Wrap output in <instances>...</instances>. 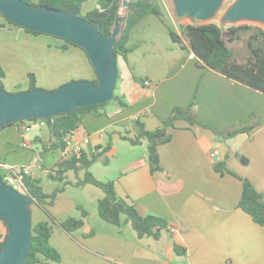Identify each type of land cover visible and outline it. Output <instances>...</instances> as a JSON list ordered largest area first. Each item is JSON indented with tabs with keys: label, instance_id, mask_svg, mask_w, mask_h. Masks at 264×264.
<instances>
[{
	"label": "crops",
	"instance_id": "obj_1",
	"mask_svg": "<svg viewBox=\"0 0 264 264\" xmlns=\"http://www.w3.org/2000/svg\"><path fill=\"white\" fill-rule=\"evenodd\" d=\"M149 15L140 21H146ZM2 19L0 62L3 68L5 53L10 63L27 66L26 50H31L34 44L40 46V57L45 63L54 54L79 60L62 62L56 58L55 63L45 68L44 81L35 73L38 83H42L37 86L55 90L72 80L97 77L81 48L65 46V43L62 45L65 49L52 47L47 45L49 38L31 34ZM145 23L151 24V20ZM131 35L132 32L129 42ZM182 41L187 45L184 38ZM137 46L140 47H131L127 59L120 56L127 65L122 75L118 69L115 85V93L127 105L122 107L114 100L113 104L106 105L103 114H86L75 139L81 142L82 151L89 158L107 146L106 152L118 155L120 141L138 147L124 148L127 161L121 176L113 180L117 193L133 203L141 214L166 218L168 229L159 238H140L126 218L120 225H114L100 216L102 223L96 221L94 226L88 205L98 206L104 191L87 186L89 183L76 185L77 181L67 180L66 184L83 187L76 203L58 207L54 212L48 208L52 203H47L45 208L35 203L45 213L36 212V216L33 213L32 219L52 225L50 242L61 254L59 262L40 264H264V226L238 207L242 181L232 173L221 174L215 168L216 163L225 161L228 169L252 181L264 202V93L200 65L197 58H189V52L139 71L128 61ZM167 50L175 51V48ZM145 80L150 84L145 85ZM193 102L199 123L190 125L185 120H176L175 126L168 128L171 140L158 146L159 168L152 169L154 162L148 142L133 144L124 137H135L141 124L146 130H156L175 107L186 108ZM249 126L254 127L229 135L235 129ZM39 127L26 131L24 124L19 123L1 128L0 162L28 166L38 179V169L49 170L47 165L54 166V170L58 167L59 172L50 176L63 181L74 170L69 169L61 150L44 153L38 148V144L42 146L51 138L49 130L43 134V126ZM36 128L40 130L34 132ZM214 149H219L220 161L210 157ZM242 155L248 159L247 163L240 160ZM75 204L81 211L79 217L65 215ZM62 214L65 217H60ZM68 217L82 219V227L72 232L65 230L60 222ZM6 234L7 226L0 220V242ZM175 243L185 247L186 253H177ZM71 249L84 251L83 257L70 258L67 252Z\"/></svg>",
	"mask_w": 264,
	"mask_h": 264
},
{
	"label": "trees",
	"instance_id": "obj_2",
	"mask_svg": "<svg viewBox=\"0 0 264 264\" xmlns=\"http://www.w3.org/2000/svg\"><path fill=\"white\" fill-rule=\"evenodd\" d=\"M86 1L88 0H39L38 2H35V0H29L32 4L48 5L66 12H71L75 8H78L81 16L88 19L95 25L101 24V33L109 37L112 33L122 0H96V6L82 15L80 13L81 5ZM149 14H154L161 18V10L153 0H130V6L126 12V20L124 22L122 32L113 48L117 59L120 56L127 59V55L131 51V47L128 46L131 29L139 20ZM0 16L7 23L23 28L31 34H44L10 22L1 12ZM0 25L4 26L3 23H0ZM180 27L181 35L175 30L169 28V34L172 40L179 44L183 49L188 50L189 53L194 52L200 65L214 69L228 78L264 93L263 27L254 24H240L222 28L216 22L207 24L180 23ZM244 33L248 34L245 39L247 56L244 61L240 62L235 58V52L230 43L235 40H241ZM182 36L187 41V45L183 44ZM55 38L62 39L59 37ZM64 41L65 46L72 45L79 47L87 55L84 48L67 40ZM65 46L63 48H65ZM5 76V69L0 62V86L4 89L3 79ZM28 80V89L31 86H37L35 73L29 72ZM92 81L97 84L98 77ZM111 100L119 101L122 107L127 105L122 98L115 93V89ZM110 101L106 103L76 107L71 112H63L48 119L43 118L18 121L10 125L22 123L26 126L30 123H36L39 120H45L46 127L50 132L51 138L47 143H43V152L49 153L56 150L63 151L66 146V136L75 132L83 124V117L88 113H92L94 115L103 114L104 108ZM176 120H185L190 125L199 123L196 117L195 103L193 102L186 108L175 107L170 116L166 120H163L162 125H160L156 130H146L143 124H141L140 131L135 137L125 136L124 138L128 139L133 144H141L144 140H146L148 142V151L152 157L153 154L158 151V146L160 144L171 140V134L168 131V128L171 126L174 127ZM253 127L254 126L238 128L230 132L229 135L233 136L239 132L250 131ZM108 148L109 146L104 148L101 152H95L91 158L87 157L83 151L80 155H73L66 158L69 163V169H73L76 172L81 169L85 170L84 178L77 181L75 184L85 185L89 183L101 188L104 191V197L98 202V213L99 216L107 223L120 225L122 223V216L125 215L126 220L131 223L138 237L153 236L155 238H159L162 231L168 229L169 222L166 218L155 214H141L133 203L118 195L116 185L113 180H99L90 171L92 164L99 159H102L103 154L108 150ZM102 160L104 163H108V159L106 157ZM158 168L159 164L158 160H156V162L152 163V169ZM215 168L221 174H224L225 172L232 173L240 178L242 181V193L238 207L251 215L256 223L264 226V202L261 200V194L256 190L252 181L246 177H240L228 169L225 165V161L216 163ZM25 183L27 187L26 194L32 196L35 200L34 203L43 208H45L47 203H52L54 201L58 192L63 191V187L58 186L53 193L45 192L40 180L34 176H27ZM0 220L4 221L1 216ZM60 225L68 232H72L82 227L83 220L80 218L68 217L61 221ZM52 232V225L48 221H42L36 225L32 224L31 247L23 264H40L45 261L59 262L61 260L60 252L50 242ZM4 239L0 242V250L2 249ZM174 250L177 253H186V248L177 243L174 245Z\"/></svg>",
	"mask_w": 264,
	"mask_h": 264
},
{
	"label": "water",
	"instance_id": "obj_3",
	"mask_svg": "<svg viewBox=\"0 0 264 264\" xmlns=\"http://www.w3.org/2000/svg\"><path fill=\"white\" fill-rule=\"evenodd\" d=\"M173 17L178 23H218L231 25L254 24L264 28V0H169ZM129 8L130 0H122ZM0 12L19 26L62 38L85 49L96 71L98 83L79 79L58 89L46 90L31 86L28 90L8 92L0 86V129L14 122L48 119L76 107L106 103L114 95L118 76L114 44L122 32L126 16L117 13L109 37L79 14L78 8L66 12L48 5H36L29 0H0ZM233 154V150H230ZM157 152L152 156L156 162ZM241 161L248 159L241 156ZM34 198L6 184L0 171V216L7 228L0 264H23L31 247Z\"/></svg>",
	"mask_w": 264,
	"mask_h": 264
},
{
	"label": "rangeland",
	"instance_id": "obj_4",
	"mask_svg": "<svg viewBox=\"0 0 264 264\" xmlns=\"http://www.w3.org/2000/svg\"><path fill=\"white\" fill-rule=\"evenodd\" d=\"M39 0H35V2H38ZM156 5H158L159 9L161 10V18L156 17V15H149L146 18V21H138L136 23L135 29H131L132 35H131V41L129 42L128 46L132 47L134 45H140V47L134 48V50L131 52L130 64L137 67L139 71H145L148 70L151 66H153L156 63H162L167 60H169L172 57L178 56V54L181 56V54H187L188 50L182 49L180 45L175 44V42L172 40L170 34H169V28L175 30L176 32H179L181 35V27L180 23H178L174 19L172 6L169 0H153ZM97 4L96 0H88L84 2L81 5L80 13L84 15L88 10L93 9ZM119 12L121 15L126 16L127 8H124L121 4ZM0 19L2 17L0 16ZM4 20V19H2ZM148 20H151V24H146ZM125 22V21H124ZM124 22L122 25H124ZM248 34L244 33L243 38L241 40H235L234 42H231L230 45L234 49L235 52V58L242 62L245 60V57L247 56V47L245 44V39ZM42 38H49L48 44L52 47H61L65 43L62 39H57L53 37L52 35H41ZM227 36V34H226ZM182 38H184L182 36ZM185 40V38H184ZM58 42V43H56ZM62 42V43H61ZM27 47V46H26ZM40 46L34 45L32 46V49L27 51L28 57H27V66H17L14 63H10L11 60L8 53L3 54L4 55V61L3 64L5 66V72L6 76L3 79L4 87L8 92H19V91H25L23 89H26L29 85L28 80V73L34 72L38 77H42L41 79L44 81L46 79L44 75L45 68H48L51 63H55V60H61L64 62L65 60L69 59L70 62H78L79 60L76 59L73 56H62L59 55V57H56L55 54L51 55L50 61L48 63H45V60L42 59L41 53H40ZM175 48V51L173 50H167ZM25 47H22V50H24ZM63 49V48H62ZM65 49V48H64ZM57 58V59H56ZM118 69L120 71V75L123 74L127 62L122 58L119 57L118 60ZM84 79V78H82ZM79 80V79H77ZM89 80V79H88ZM26 81V84H24ZM75 81V80H74ZM17 83V86H11L13 84ZM42 84L41 81L37 84ZM39 87V86H36ZM61 87V86H60ZM43 88V87H39ZM46 89V88H44ZM58 89V88H57ZM49 90V89H46ZM117 89H115L116 92ZM114 100H111L108 104H113ZM42 126V125H40ZM35 127H39L35 125ZM40 128V127H39ZM39 128H36L34 132L40 130ZM4 129V127L2 128ZM43 134H48V128L42 127ZM226 145V144H225ZM132 145L129 144L128 141H120L115 156L111 154L110 152H105L102 156L103 158L108 159V163H104L102 159H99L98 161L94 162L92 166L90 167V171L94 174V176L102 181H108V180H118V178L121 176V169L124 166V164L127 161V153L125 152L124 148H138V147H131ZM38 148L43 151V145L38 144ZM243 156V155H242ZM241 160V159H240ZM5 162L4 160H2ZM49 170L46 169H38L37 175L40 179V183L44 188V191L47 193H53L56 189V187L64 186L65 190L62 192H58L54 201L52 204H48V208L54 212L58 209V207L71 204L73 202L76 203V201L81 198V194L83 192V187L81 186H74L71 184H66L67 180H72V182H76L78 180H82L85 176V171L80 170L78 172L71 171L67 174V176L64 177V180L61 181L60 179L56 177L50 176V173L53 175H56L59 170L57 167V170L52 169L54 166L47 165ZM3 171V170H1ZM87 186H90L91 188L97 189L95 185L88 184ZM66 191V192H65ZM90 208V211L92 213L91 216V222L94 226H96V221L101 222V218L99 217L98 213V206L95 204L94 206L88 205ZM31 212L32 215L34 213V216H36V212L43 213L44 211L38 207L35 203L31 206ZM80 208L78 205H74L73 209L69 210L67 214L65 215H72L75 217H79L80 215ZM45 213V212H44ZM94 215V216H93ZM60 217H65L64 214H62ZM126 218L125 215L122 216V219ZM35 218L32 219L33 225L38 224L39 222H35ZM84 251L74 249L69 250L67 254L70 258L72 256H80L83 257Z\"/></svg>",
	"mask_w": 264,
	"mask_h": 264
},
{
	"label": "built area",
	"instance_id": "obj_5",
	"mask_svg": "<svg viewBox=\"0 0 264 264\" xmlns=\"http://www.w3.org/2000/svg\"><path fill=\"white\" fill-rule=\"evenodd\" d=\"M189 58H197V56L194 52H191L189 53ZM144 83L145 85L150 84L149 80H145ZM35 125L46 126V122L45 120H39L36 123H30L24 126V130L29 131L33 127H35ZM75 132L66 136V146L65 149L62 151V154L65 158H69L73 155H80L82 152V144L81 142L75 139ZM210 157L217 161H220L221 158L219 149H214L210 153ZM0 171L2 174V178L6 182V184L12 186L19 192L26 194L27 187L25 179L27 176H33V172L28 166H8L0 162Z\"/></svg>",
	"mask_w": 264,
	"mask_h": 264
}]
</instances>
